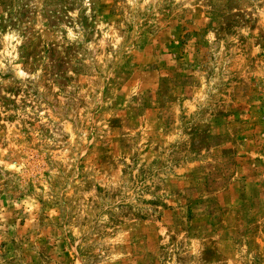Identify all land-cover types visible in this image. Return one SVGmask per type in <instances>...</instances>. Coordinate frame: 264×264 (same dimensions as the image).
<instances>
[{
	"label": "rangeland",
	"instance_id": "1",
	"mask_svg": "<svg viewBox=\"0 0 264 264\" xmlns=\"http://www.w3.org/2000/svg\"><path fill=\"white\" fill-rule=\"evenodd\" d=\"M0 264H264V0H0Z\"/></svg>",
	"mask_w": 264,
	"mask_h": 264
}]
</instances>
